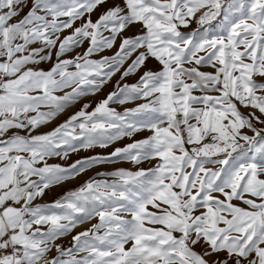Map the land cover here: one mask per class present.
<instances>
[{"label": "snow or ice", "instance_id": "1", "mask_svg": "<svg viewBox=\"0 0 264 264\" xmlns=\"http://www.w3.org/2000/svg\"><path fill=\"white\" fill-rule=\"evenodd\" d=\"M0 264H264V0H0Z\"/></svg>", "mask_w": 264, "mask_h": 264}, {"label": "rangeland", "instance_id": "2", "mask_svg": "<svg viewBox=\"0 0 264 264\" xmlns=\"http://www.w3.org/2000/svg\"><path fill=\"white\" fill-rule=\"evenodd\" d=\"M103 9H101L102 11ZM98 13H94L93 14V19L96 18ZM193 27H195V25H193ZM131 34V33H129ZM77 51H83V49H78ZM105 54H111V53H105ZM95 58H99V57H95ZM42 67L47 68L48 65H42ZM202 70H206V71H210L211 69L205 68ZM119 79V74H117L115 77H113L112 81L107 84L103 91L101 93H99L96 96H90V97H86L85 99L81 100L80 103H78L75 107H70L69 109H67L63 114H61L56 120H54L52 123L48 124L46 127H41L38 131L40 133L43 132H47L49 130H51L53 127H55L57 124H59L60 122H62L63 120H65L70 114H72L74 111L78 110V108L86 101L91 100L93 102L103 98L109 91L113 90V86L116 82V80ZM136 77H129L127 79L126 82L128 83H133L135 81ZM94 106V104H93ZM129 106H134V105H129ZM146 135H148V133L146 132H142L137 134L136 136L133 137V139H142L144 138ZM131 141L128 140L127 138H125L124 140H121L119 142H117L116 144L112 145V147L108 148V149H95L94 152L95 153H108L111 152L115 147H122L127 143H130ZM94 152H80L78 155H71L69 157L68 160L64 161V160H60L57 158H53L50 159L48 161V163L50 164H71L74 160L79 159L80 157L83 156H89L94 154ZM137 166H134L130 163L127 162H120L117 164H112V165H104L102 167H97V168H93L92 170L88 171L87 173H85L84 175L79 176L76 179L70 180L64 184H61L59 186L54 187L51 191L48 192L47 195H45L43 198L37 200V203H47V202H51L53 199L57 198L58 195L63 194L64 191L68 190V189H72V188H76L77 186H79L81 183H83V181H85L86 179H88L90 176H94L95 173L100 172V171H111L115 168H125V169H131V170H136ZM139 167H143V168H147L150 167L149 164L144 163L142 165H140ZM96 221L93 220L90 223H95ZM90 223H85L84 225H81L80 227H78L73 234H75V232H79V231H83L85 228L90 227ZM70 237L65 238L62 243L65 246H68L69 242H70Z\"/></svg>", "mask_w": 264, "mask_h": 264}]
</instances>
